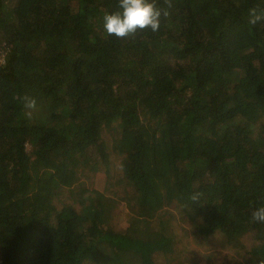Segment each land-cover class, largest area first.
Segmentation results:
<instances>
[{
    "label": "trees",
    "instance_id": "trees-1",
    "mask_svg": "<svg viewBox=\"0 0 264 264\" xmlns=\"http://www.w3.org/2000/svg\"><path fill=\"white\" fill-rule=\"evenodd\" d=\"M155 2L169 13L157 32L117 38L103 17L119 0H0V264H159L176 209L238 264L264 259L250 220L264 206V21L248 23L264 0ZM104 130L137 204L129 228L106 197L57 203L81 159L106 154Z\"/></svg>",
    "mask_w": 264,
    "mask_h": 264
},
{
    "label": "rangeland",
    "instance_id": "rangeland-1",
    "mask_svg": "<svg viewBox=\"0 0 264 264\" xmlns=\"http://www.w3.org/2000/svg\"><path fill=\"white\" fill-rule=\"evenodd\" d=\"M1 51L5 53V49ZM257 116L256 113L254 118ZM100 140L106 154L95 155L94 149L83 157L78 166L76 182L63 190L57 203L59 206L73 204L80 210L88 196L97 200L106 197L109 199L107 202L116 205L117 224L129 228L137 215V204L123 179L121 157L112 150L110 134L104 130ZM172 215L169 225L176 240L175 251L164 256L159 264H238L241 254L225 243L220 234L204 241L198 240L181 209H176ZM133 227L144 229V224L136 222Z\"/></svg>",
    "mask_w": 264,
    "mask_h": 264
},
{
    "label": "clouds",
    "instance_id": "clouds-1",
    "mask_svg": "<svg viewBox=\"0 0 264 264\" xmlns=\"http://www.w3.org/2000/svg\"><path fill=\"white\" fill-rule=\"evenodd\" d=\"M171 7L170 0H165ZM120 11L112 14L105 13L103 27L109 36L127 38L135 36L137 31L151 30L157 32L160 28L162 15L167 17L168 11L157 6L155 0H119ZM264 21V10L249 9L248 23L255 26ZM26 107L35 108V99L25 98ZM195 199V197H193ZM250 220L253 223L264 225V206L255 208L251 212ZM259 264H264V259H259Z\"/></svg>",
    "mask_w": 264,
    "mask_h": 264
}]
</instances>
